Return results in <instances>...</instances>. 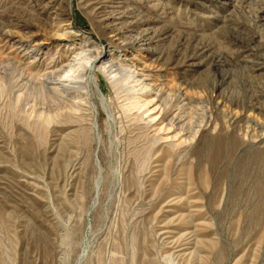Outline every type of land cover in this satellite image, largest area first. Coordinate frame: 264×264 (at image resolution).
Instances as JSON below:
<instances>
[{"label": "rangeland", "instance_id": "1", "mask_svg": "<svg viewBox=\"0 0 264 264\" xmlns=\"http://www.w3.org/2000/svg\"><path fill=\"white\" fill-rule=\"evenodd\" d=\"M0 264H264V0H0Z\"/></svg>", "mask_w": 264, "mask_h": 264}, {"label": "bare ground", "instance_id": "2", "mask_svg": "<svg viewBox=\"0 0 264 264\" xmlns=\"http://www.w3.org/2000/svg\"><path fill=\"white\" fill-rule=\"evenodd\" d=\"M99 9V8H98ZM97 13V12H96ZM105 22V19H103V20H100V23H102V22ZM55 31V30H54ZM61 34H62V36H70V35H73V33L68 29V28H65V29H63V30H61ZM112 33V32H111ZM119 36V35H118ZM134 39V38H133ZM139 40V39H138ZM134 46H138V42L137 41H134L133 43H130V47L132 48V47H134ZM135 48V47H134ZM80 53H81V51L80 50H78ZM79 52H77V53H79ZM76 55V54H75ZM82 54H80V56H81ZM75 57V56H74ZM77 57V56H76ZM98 57V56H97ZM72 61H75V60H73L72 59ZM104 61H106V62H108V63H110V67H108V68H102L100 65H101V63L102 62H104ZM73 65V64H72ZM86 65H87V67H89V74H90V79H89V82H91V83H94V76H95V72H98L99 74H101L104 78H105V80H107L108 82H109V84L110 85H115L116 84V80H115V77L113 76L114 74L113 73H115L116 71H119V72H123L121 69H123V67H122V65H120V63L119 62H116V64H114V62H113V60L112 59H110L109 58V56L107 57V55H104L101 59H99V60H97L96 58H94L93 60H92V62H89V63H86ZM71 66V65H70ZM116 70V71H112V70ZM68 71H70V70H68ZM123 74H124V76L127 78V79H129V78H132V76H131V74L127 71H125V72H123ZM69 75H70V73H69ZM68 75V76H69ZM71 76H72V74H71ZM49 78V77H48ZM73 78H75V77H67V78H64L65 80L62 82L61 80L59 81V82H57L58 80H54V79H51V81H53V82H55V83H57L56 85H57V89L59 88V89H61L62 91H64L66 88H68L69 87V85H70V80H72ZM81 78V77H80ZM47 81V80H46ZM36 82V81H35ZM66 84V85H65ZM71 85H73V84H71ZM70 85V86H71ZM77 85V84H76ZM75 85V86H76ZM54 86V85H53ZM143 86V85H142ZM73 87H74V85H73ZM58 89V90H59ZM80 89H82V86L80 87V85L78 86V88H77V90H80ZM60 90V91H61ZM76 90V89H75ZM61 91V92H62ZM147 92V91H146ZM57 93V92H56ZM66 93V92H65ZM63 94V93H62ZM67 94V93H66ZM63 96V95H62ZM99 96V95H98ZM100 98V97H99ZM100 100H101V98H100ZM102 102V101H101ZM153 107V106H152ZM77 108V107H76ZM145 114V113H144ZM140 115H142V114H139L137 117H140ZM141 121H144V119H141ZM161 138V137H160ZM252 138V137H251ZM254 148V147H253ZM257 150V149H256ZM261 150V149H260Z\"/></svg>", "mask_w": 264, "mask_h": 264}]
</instances>
